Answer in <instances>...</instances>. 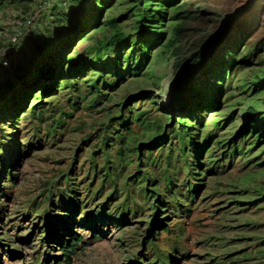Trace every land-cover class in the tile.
<instances>
[{"label":"rangeland","instance_id":"374dc122","mask_svg":"<svg viewBox=\"0 0 264 264\" xmlns=\"http://www.w3.org/2000/svg\"><path fill=\"white\" fill-rule=\"evenodd\" d=\"M0 264H264V0H0Z\"/></svg>","mask_w":264,"mask_h":264},{"label":"trees","instance_id":"16d2710c","mask_svg":"<svg viewBox=\"0 0 264 264\" xmlns=\"http://www.w3.org/2000/svg\"><path fill=\"white\" fill-rule=\"evenodd\" d=\"M82 29V28H81ZM71 35L72 34H68V38L69 37H71ZM49 55H52V54H49ZM63 60V62H61L60 63V67L62 66V64L64 63V61H65V59H62ZM43 64H45V62H43ZM56 63H52V64H50L51 66H48V65H46V67H47V69H48V72H52L51 71V68H54L53 67V65H55ZM142 69V66H137L136 67V69H135V71H140ZM54 72V71H53ZM51 75H52V73H51ZM76 243L77 242H71L69 245H67V246H64L63 247V250H64V254H65V257H67V255L69 254V253H72V249L76 246Z\"/></svg>","mask_w":264,"mask_h":264}]
</instances>
